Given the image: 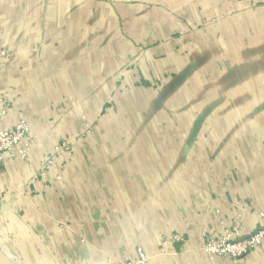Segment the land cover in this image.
<instances>
[{
    "label": "crops",
    "instance_id": "0c3cea01",
    "mask_svg": "<svg viewBox=\"0 0 264 264\" xmlns=\"http://www.w3.org/2000/svg\"><path fill=\"white\" fill-rule=\"evenodd\" d=\"M0 249L13 264H264L208 234L264 211V0H0ZM62 139L63 153L46 170ZM179 236V240L174 239Z\"/></svg>",
    "mask_w": 264,
    "mask_h": 264
},
{
    "label": "built area",
    "instance_id": "2783aa9c",
    "mask_svg": "<svg viewBox=\"0 0 264 264\" xmlns=\"http://www.w3.org/2000/svg\"><path fill=\"white\" fill-rule=\"evenodd\" d=\"M6 50H0V56L8 57ZM13 101L6 95L0 96V121L8 117ZM32 129L28 119L20 117L11 129H0V166L5 162L6 154L14 158H25L29 155ZM75 151L74 142L71 139H62L55 146L54 155L48 157L43 171L53 164L54 159L63 153L67 155ZM261 226L250 234L244 231L239 219L232 223H223L222 230L217 234H208L204 239V250L210 258L229 257L234 262L245 257L254 249L264 244V211L260 212ZM174 235V239L179 240ZM136 258L122 261L119 264H149L148 256L141 246L136 250Z\"/></svg>",
    "mask_w": 264,
    "mask_h": 264
},
{
    "label": "bare ground",
    "instance_id": "6f19581e",
    "mask_svg": "<svg viewBox=\"0 0 264 264\" xmlns=\"http://www.w3.org/2000/svg\"><path fill=\"white\" fill-rule=\"evenodd\" d=\"M0 264H13L0 250Z\"/></svg>",
    "mask_w": 264,
    "mask_h": 264
},
{
    "label": "rangeland",
    "instance_id": "374dc122",
    "mask_svg": "<svg viewBox=\"0 0 264 264\" xmlns=\"http://www.w3.org/2000/svg\"><path fill=\"white\" fill-rule=\"evenodd\" d=\"M1 250V249H0ZM2 251V250H1Z\"/></svg>",
    "mask_w": 264,
    "mask_h": 264
}]
</instances>
